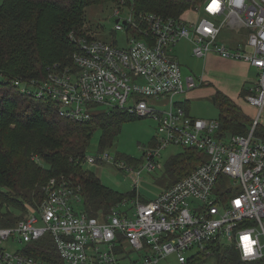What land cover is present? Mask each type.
<instances>
[{
  "label": "built area",
  "instance_id": "built-area-1",
  "mask_svg": "<svg viewBox=\"0 0 264 264\" xmlns=\"http://www.w3.org/2000/svg\"><path fill=\"white\" fill-rule=\"evenodd\" d=\"M129 1L130 14L114 27L131 35L125 46L72 31L78 46L72 65L55 63L44 79L12 83L28 97L50 99L62 118L78 123L112 110L154 117L155 145L144 152L151 171L171 144L198 150L205 160L154 200L137 191L140 171L116 161L135 175L133 195L96 215L79 209L80 185L52 177L37 208L15 225H0V264H52L33 254L52 253L42 244L47 240L58 258L53 264H161L171 257L186 264L196 255L212 257L218 244L233 245L243 261L264 258V138L257 133L264 112V0H202L179 19L137 13ZM181 40L192 44L194 56L212 53L258 69L245 94L257 108L247 134L221 135V121L194 117L177 99L204 82L183 75L172 55ZM110 157L103 151L87 155L85 163Z\"/></svg>",
  "mask_w": 264,
  "mask_h": 264
},
{
  "label": "trees",
  "instance_id": "trees-1",
  "mask_svg": "<svg viewBox=\"0 0 264 264\" xmlns=\"http://www.w3.org/2000/svg\"><path fill=\"white\" fill-rule=\"evenodd\" d=\"M202 0H134L137 13L153 12L184 18ZM120 3V0H4L0 5V225H15L45 200V187L52 177H65L82 187L84 208L92 215L133 195L119 194L105 186L85 168L88 147L97 130L102 147L109 146L119 134L122 123L135 116L119 110L99 112L89 122L62 118L49 99L28 97L13 80L45 78L55 63L72 65L78 46L70 39L72 31L82 30L86 10L91 5ZM127 6L131 2L127 0ZM206 85V83H202ZM220 108V134L241 135L249 132L252 122L231 98L216 91ZM184 105L189 111L188 101ZM249 122L251 124L249 125ZM257 133L264 138V128ZM155 144V140L153 141ZM104 150V149H103ZM129 159L128 157H124ZM130 160V159H129ZM168 167L175 184L205 160V154L192 148L175 155ZM34 206V207H33ZM50 242V240H47ZM48 252L33 253L49 263H58L51 243ZM44 248V247H43ZM214 264H264L243 261L233 245L218 244L213 256L200 254L186 264L215 259Z\"/></svg>",
  "mask_w": 264,
  "mask_h": 264
},
{
  "label": "rangeland",
  "instance_id": "rangeland-1",
  "mask_svg": "<svg viewBox=\"0 0 264 264\" xmlns=\"http://www.w3.org/2000/svg\"><path fill=\"white\" fill-rule=\"evenodd\" d=\"M3 2L4 0H0V5ZM120 7L122 9L117 13ZM129 14V6L126 4L123 6L117 5L116 3L91 5L86 10L85 27L82 30L74 32L80 37L89 39L97 38L114 43L120 47L125 46L128 42L127 37L131 35L124 31H115L114 27L117 19L120 17L126 18ZM171 49L174 58L182 64L183 75H205L207 79L209 78L208 83L214 86V88L229 87L227 90L231 92L230 94L233 97H231V100L237 106L244 109V114L247 119L251 122L255 119L257 108L251 106L245 99L247 89L260 77L259 71L255 66L253 67L249 63L253 67L249 68L245 61L230 60L218 55L212 59L194 56L192 44L188 40H181ZM242 76H245V79L242 84L239 83L238 85V81H240ZM32 89L34 90L35 86ZM205 94L207 93L197 95L190 100L189 107H191L192 116L208 120H219L220 108L215 104L214 95L208 96ZM186 96L187 94H181L177 99L184 100ZM166 109L162 108V110ZM261 120L260 127L264 128V112L262 113ZM251 122H249V125ZM122 124L119 134L106 147H102L101 145V131L97 130L94 133L87 154L98 156L99 153L104 151L108 152L111 157L109 161H98L95 164L85 163V168L96 174L101 183L108 188L113 189L119 194H125L134 190L135 175L125 168H119L115 163L116 161L121 163L126 162L128 167L134 168L135 173L140 171L139 184L137 186L139 195L144 199L154 200L161 191L169 187L172 179H174L172 174L175 173L169 170L168 165L175 155L184 150V146L171 144L167 148L162 149L160 151L161 155L156 157L160 166L151 171L145 167L148 160L144 152L155 145L153 141L155 140L154 136L158 128L157 120L154 117L143 118L138 116L126 120ZM124 157H128L130 160ZM82 207L83 204L80 205L79 209ZM125 209L126 206L120 210L124 211ZM16 213L21 217L26 214L21 211H16ZM18 248L23 249V246L19 244L17 245ZM215 261L216 258L208 259L200 262V264H214ZM161 264H178V261H176L175 257H171L169 262H162Z\"/></svg>",
  "mask_w": 264,
  "mask_h": 264
},
{
  "label": "crops",
  "instance_id": "crops-1",
  "mask_svg": "<svg viewBox=\"0 0 264 264\" xmlns=\"http://www.w3.org/2000/svg\"><path fill=\"white\" fill-rule=\"evenodd\" d=\"M216 55L214 54H210L209 56L206 57V59H212L214 58ZM205 59V58H204ZM243 61V60H242ZM246 63V62H245ZM248 65L249 68H253L252 66H250L249 62L246 63ZM197 77H200V78H203L204 80V83H206V85H201L199 86L198 88H196L195 90H192L190 92L187 93V96L185 98V100L188 101V105H189V102L192 98H195L197 95H202L204 93H207L205 95H208V96H211V95H215L216 94V91L219 90L220 92L224 93V95L226 94L229 98H231V92L230 90H227V88L229 89V87H220V88H214V86H211V84L208 83V80L209 78L207 79V77L204 76H199V75H196ZM245 79V76H242V78L240 79V81H238V85L239 83H243ZM233 84V83H232ZM236 84V83H235ZM234 85V84H233ZM230 94V95H229ZM233 98V97H232ZM231 98V99H232ZM242 107V106H241ZM191 107H189V113L191 114ZM242 110L244 111V109L242 108ZM245 112V111H244ZM192 115V114H191ZM195 117V116H194Z\"/></svg>",
  "mask_w": 264,
  "mask_h": 264
},
{
  "label": "water",
  "instance_id": "water-1",
  "mask_svg": "<svg viewBox=\"0 0 264 264\" xmlns=\"http://www.w3.org/2000/svg\"><path fill=\"white\" fill-rule=\"evenodd\" d=\"M116 21H118V19Z\"/></svg>",
  "mask_w": 264,
  "mask_h": 264
}]
</instances>
